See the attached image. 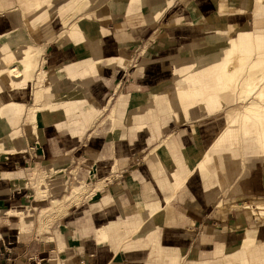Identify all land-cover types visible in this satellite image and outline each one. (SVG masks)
Segmentation results:
<instances>
[{"label": "crops", "instance_id": "0c3cea01", "mask_svg": "<svg viewBox=\"0 0 264 264\" xmlns=\"http://www.w3.org/2000/svg\"><path fill=\"white\" fill-rule=\"evenodd\" d=\"M7 1L10 3H6L5 10L0 8V13L18 10L26 39L24 43L14 45L8 43L7 39H0V59L10 63L8 69H21L23 52L33 49L39 54V66L27 83H24V77L12 79L8 75L3 76V83L0 82V109H4L0 143L4 139L3 144L6 145L0 149V160H7L1 161L0 167L10 166L0 171L11 175L14 171H17V175L24 174L23 178L20 175L19 179H12L11 182L0 181V207L3 208L0 216V264H202L194 261L210 258L209 254L218 243L227 246V254L231 255L249 247L256 237L264 243V223L256 218L246 219L235 209L222 214L216 205L224 195L228 199L263 197V171L256 167L242 175L237 166L230 169L225 161L220 162L218 170L214 168L216 164L212 163L213 171L210 170L209 175L195 171L183 188L176 192L169 179V174L172 175L177 168L176 163L170 161L167 165L170 172L165 173V167L158 166L157 159L151 154V149L168 136L175 150L182 154L179 158L181 163L193 166L199 155L197 139L202 147L207 146L219 129V123L213 118L198 122L197 139L191 124L186 123L215 116L225 109L218 98V86L214 83L219 63L211 58L201 66L196 63L192 67L189 47L179 46L181 41L191 38V28H196L186 23L185 13L184 17L175 18L183 24L173 29L171 27L162 36V39L176 46L178 44V48L173 52L169 50L168 54L165 50L154 55L147 48L148 45L143 46L141 42L142 33L150 30L148 24L142 19L145 26H130L125 20L136 16L142 18L139 1H123L110 7L106 0H97L93 5L84 0L88 3L86 8L72 21L85 34L86 42L74 39L67 43L59 37L64 28L53 35L52 43L63 39L74 46V52L69 54L67 49H56L46 60L55 67L48 72L47 85L43 87L42 111L36 114L34 124H26L25 115L39 88L37 76L45 60L40 58V51L31 44L29 33L32 32L36 41H46L45 35L52 30L49 24H45L41 31L37 22L43 24L45 16H57L59 9L80 3L81 0ZM159 1L163 11L155 23L166 16L179 0ZM155 3V0H151L148 5ZM88 7L90 12H87ZM104 10L112 20L107 30L96 27L97 22L90 17L92 13L100 16ZM33 17H36L35 21ZM246 18L242 17L241 23L237 19L230 23L245 24L243 19L247 21ZM5 25L0 21V32L6 29ZM158 30L150 37L156 35ZM107 31L109 33L106 35ZM199 33H206L205 28L202 27L195 34ZM140 46L143 47L136 55ZM93 48L97 49L96 52ZM143 53L154 63L140 69L138 62ZM98 58L100 61L96 63ZM180 58L181 62L166 63L169 59ZM11 80L17 83L18 93L8 90L7 82ZM170 80L177 81L181 92L179 110L183 117L180 123L169 121L160 128L159 133L153 134L146 129L137 131L133 138L120 135L117 139L108 120L100 124L121 95L148 93ZM29 85L32 86L30 100L24 102L23 91ZM14 95L20 99H12ZM6 97L9 99L3 100ZM70 99L74 102H69ZM24 126H30L27 137L22 129ZM19 136L24 141V150L14 153L11 144ZM15 164L20 167L12 168ZM31 165H40L48 176L52 170L54 174L57 173L50 181L45 202L36 200L29 175L34 168ZM92 166L96 170V178L90 179L89 168ZM64 173L67 179L63 177ZM238 176L240 180H236ZM209 179L210 188L206 186ZM82 180L91 185L101 180L104 187L91 199L86 195L81 203L69 207L65 215L47 220L44 230L39 231L38 212L47 207L51 199H60L64 195L66 183L69 185V181L77 183ZM61 181H64L62 186ZM67 188L70 189V186ZM165 199L169 201L168 205ZM142 205H154L160 211L146 215L144 209H139ZM15 209H20L21 213L24 211L26 222L30 223V226L21 228L22 232L18 217L12 211ZM237 213L241 218L229 230V224L236 219ZM100 228H104L106 242L96 241ZM241 228L246 233L238 232ZM240 239L244 241L240 247L229 249ZM207 264L213 263L207 261Z\"/></svg>", "mask_w": 264, "mask_h": 264}, {"label": "bare ground", "instance_id": "6f19581e", "mask_svg": "<svg viewBox=\"0 0 264 264\" xmlns=\"http://www.w3.org/2000/svg\"><path fill=\"white\" fill-rule=\"evenodd\" d=\"M120 1L121 0H106L107 5L110 7H114L119 4ZM141 1L144 3V8L141 10L142 19L150 27L160 17L163 7L158 3L159 0H155V5H148V2L151 0ZM215 3L216 9L214 10L210 0L178 1V7L184 9L186 23L188 22L192 27H196L195 29L191 28V38L181 41L179 46L186 45L189 47V57L192 67L196 65V63H199V65L205 64L211 58H214L216 63L219 64L226 61L227 58H231L232 62L227 70L230 76L229 81H231L233 79V74L241 71L249 62L252 63L251 57L255 55V48L264 49V0H215ZM87 4V1L82 0L73 8L76 16L84 11ZM162 5H164V2ZM234 14L238 16H247V14H250L252 16V28L248 29L244 25L230 23V17ZM0 21L1 23L7 22L5 17H0ZM75 23L63 36L66 35L69 41L78 39V41L84 42L87 38L84 33L80 32ZM202 27L205 28L206 33H199L196 35L195 33L199 32V29ZM252 31L253 35L251 34ZM0 37H2L1 33ZM154 37L155 35L152 39ZM7 38L9 41L13 38L21 40L23 36L18 30H15L13 34ZM251 40H255L256 46ZM86 45H88V43ZM78 47L80 48L79 45ZM82 48L84 49V47ZM96 50L97 49L93 48L94 52H96ZM30 54L29 51L23 52L22 61H27ZM94 54L98 56L97 53ZM262 55L263 53L259 55L258 60L254 61V63H256L255 69H257V72L256 74L254 73L248 76L245 82L247 91L238 99L239 103L243 105L244 110L242 122L239 126L235 124L236 118L239 115V107H235L231 110L229 109L227 112L215 118L219 123V129L213 136L211 143L207 146L202 147L197 140L199 146L198 159L193 166H188L189 170H186L187 174L180 178V182L174 186L171 184L176 192L185 185L187 179L195 171H198L201 175H209V173L213 171V168L211 170L212 163L216 164V166H214L215 170L219 169V164L222 161H225L230 169H235L236 166L239 167L241 161L239 155L242 156L243 163L246 167L245 173L253 171L256 167L264 173V58L261 57ZM99 59L100 58L96 59V63L100 61ZM169 61L171 64H175L176 62H181L182 59H169ZM152 63L154 62L150 61L144 53L139 57L138 65L140 69L152 65ZM8 64L9 62L0 59L1 83L5 80L3 77L4 75L10 76L12 79L24 77L23 72L29 67V65L26 64L22 71H20L14 67L8 69ZM183 65L184 64H182V66ZM53 67L55 66L51 62L46 61L43 63L39 77L44 86L47 83V74ZM172 83L173 80H170L165 84H160L159 88L157 86L156 89L151 92L139 93V95L132 93L127 95L124 99H121L117 108L107 119L112 126L111 131L114 138L117 139L120 135L133 138L137 131L140 132L146 129L154 134L151 123L166 113L169 114V117L168 120L164 119V122L166 124L169 121L175 123L178 118L176 113L180 112L181 94L176 95L173 90H171L173 86ZM16 85L17 83L14 80L7 82V88L13 92L15 91ZM252 96L255 97V102L249 103ZM218 98L221 101V105L224 106L232 105L236 101V99H234V92L220 94ZM38 99H40V95L37 97V100ZM69 102L74 101L70 99ZM0 122L1 124L4 122V114L1 111ZM196 126L197 125H194L191 128L197 139L198 133ZM3 141L0 143V149L6 146L3 144ZM5 141L8 140L5 139ZM236 143L238 144L235 147L234 144ZM19 145L20 144H18V146ZM203 148L205 151H202ZM157 162L158 166H163L162 161ZM166 170L165 173H168L167 168ZM180 172L181 175L185 173L183 169ZM206 186L208 188L211 187V179L207 181ZM168 203L169 201L165 199V204L168 205ZM142 206L143 207L139 209H144L146 215H153L160 211V208L154 205ZM227 207L226 209L223 201H218L217 208L219 210H228V212H232V210L235 209L246 219L256 218L260 222H264V198L248 197L245 199H237L231 206ZM137 214H139V212ZM222 214L226 213L222 212ZM96 241L98 243L107 241L104 228L97 232ZM253 241L257 243L254 247L249 246L232 255L227 254V246L218 243L209 254L210 258H204L194 262L202 264H207V261L213 264H264V243L257 237ZM243 242L244 241L240 239L237 243L230 246L229 249H237Z\"/></svg>", "mask_w": 264, "mask_h": 264}, {"label": "rangeland", "instance_id": "374dc122", "mask_svg": "<svg viewBox=\"0 0 264 264\" xmlns=\"http://www.w3.org/2000/svg\"><path fill=\"white\" fill-rule=\"evenodd\" d=\"M17 1H18V3H20L22 0H17ZM24 1H27V0H24ZM88 1L90 2L91 5H93V2H96L97 0H88ZM123 1H125V0H121L119 3L123 2ZM211 2H212V5L214 7V10H215L216 9L215 0H211ZM6 3L9 4L10 2L7 1V0H0V8L5 10ZM139 3L141 4V9H143L144 8L143 7V5H144L143 1L140 0ZM77 4L78 3H75V4L71 5L70 7H68L69 5H67L65 8L59 9L60 14L57 15V16H49V17L45 16L43 24L40 23V25H39V23L37 22V25L39 26V29L41 31L44 29L45 24H49V27L52 30V31H50L49 33H47L45 35L44 40L47 39L46 41H43V42L42 41H36V39L33 37L34 35L32 34V32L30 31V33H29L31 44L34 46L35 49L40 51V55H41L40 58L41 59L45 58V60L42 62L41 67L39 69L38 76H37L39 88L36 90V92L34 94V98L32 99L31 105H29L28 110H27L26 115H25V123L26 124H34L35 123L36 114L38 112L42 111V108H41L40 104L43 101V87H44V85L41 83L39 75L41 73V68L43 66V63L46 62V60L48 58H50L54 54V51L56 49H58V50L67 49L69 54L74 52L73 51L74 50V46H72L70 44H67L70 41L67 40L66 35L65 36H63V35L75 23V22L72 21L76 17V14H75L73 8ZM39 5H41V4L39 3ZM57 5H59V4L57 3ZM182 9H183L182 7H178V4L176 2L175 5L170 8V10L168 12L169 15L168 14L166 16L164 15L157 23H155L153 26L149 27L150 28L149 31L145 32V34L142 33V35H143V37L141 39L142 45L143 46H144V44L148 45L147 48L149 49V51L152 54L157 55L160 52L165 51V50H166V52L168 54V52H170V51L173 52V51H175V49L178 48L177 47L178 44L176 46L172 42H169L167 39H162V36H163V32L164 31H169L171 27L173 29L174 26L182 23L181 20L179 21L178 19H175L176 17H179V16L184 17L183 13H185V12H184V9L183 10ZM89 10H90V8L87 9V12H90ZM96 14L97 13H92L90 15V17L97 22L96 27L101 26L104 29H106L107 25L112 22V20L110 19L111 17L108 14H106V10H104V13L102 15H100V16H97ZM80 15L81 14H79L78 16H80ZM234 15L235 16L231 18L232 22L235 21V19H237L239 17H241V18L245 17V16L237 17L236 14H234ZM20 16H21V14H20V12L18 10H14L11 13H9V12L8 13L7 12L0 13V17H5V19L7 21V22L3 23L4 25L6 24L5 25L6 29L3 30L2 32H0L1 36H2V37H0V39L4 38V39L8 40L7 37L11 36L13 34V31L18 30L19 33L23 36V38L21 40H16V39L13 38V39H11V41L8 40V43H10L11 45H14V44H17V43H24L25 42L26 36H25V33L22 31V28H21V21H20L21 17ZM41 18H43V17H41ZM241 18L237 19L238 23L242 22ZM35 19H36V17H33V21H35ZM246 19H248V20L245 21V19H243L245 24H243V23L242 24L245 27H247L248 29L252 28V25H251L252 16L250 14H247V18ZM125 20H126V22L128 24H130V26H132V25L138 26V27L139 26H143V25L145 26V24H143L142 18L140 16L131 17V18L125 19ZM177 21H179V22H177ZM25 28L27 30V26H25ZM60 28L61 29L64 28V31L62 32V34L59 37L63 36L62 38L65 39L67 43L65 41H63V39H61L58 42L52 43V41H51L52 39L51 38L53 37V35L57 34L61 30ZM9 29H10V31H9ZM157 30H158V33L152 39L150 36L152 35L153 32H156ZM122 32H124V31L122 30ZM108 33L109 32L107 31L106 35ZM111 34L112 33H110V35ZM251 34L253 35V31L251 32ZM112 36H113V34H112ZM112 36H108V37L112 38ZM105 38H107V37H105ZM149 39L150 40L152 39L153 41L151 40V41L147 42ZM251 42H253L255 44V46H256L255 40H251ZM53 44H55V45H53ZM143 46L139 47L140 49H138L136 55L139 54V52H140V50H141V48ZM29 52L31 54H30L29 58L27 59V61H22L21 62L22 68L19 69L17 67H14V68L22 71V69L24 68V66L26 64L29 65L28 69L23 72V76L25 78L24 83H27L28 81L31 80L32 74L36 71V69H38V66H39V64L37 63V57H38L39 54L33 49H30ZM261 53H263V55L261 57L264 58V49L255 48V55L251 57L252 63L249 62L246 67L242 68L241 71H239L238 73L233 74V79L231 81H229L230 76H229V73L227 72V70H228V68H229V66H230V64L232 62V59L231 58H227L226 61H224L223 63H220L218 65V74H217V76H216V78L214 80V83L218 86V96L220 94H226V93H229V92H234V99H236V101L232 105H226L225 109L223 111L217 113L215 116L208 117L206 119H202V120H199L197 122L186 123V124H191V127H192L194 125H197L198 122H201V121L205 122V121H208V120H210L212 118L215 119L219 115H221L222 113L227 112L229 109L231 110V109H233L235 107H239V109H240L239 110V115L236 118V122H235V124L239 126L240 123L242 122V119H243L244 110H243V105H241L239 103L238 99H240L242 97L243 93H245L247 91V89L245 87V82H246L248 76H250L251 74H254V73L256 74L257 69H255V64L256 63H254V61L259 59V55ZM78 58H77V60H78ZM166 63L168 65H170L169 61L166 62ZM9 64H8V66H9ZM218 76L220 77V79H219ZM176 82L177 81L173 80V83H172L173 86H172L171 90H173V92L176 95L177 94L180 95L181 92L179 91V88H178V85L176 84ZM161 84H163V82ZM46 85H47V83H46ZM158 88H159V85H158ZM8 90H10V89H8ZM31 91H32V86L31 85H29L27 90L23 91L24 94H25V97L22 98V100L24 102L25 101L27 102V101L30 100ZM14 92L15 93L19 92V88H18L17 85H16V88H15ZM39 95H40V99L37 100V97ZM125 97L126 96H122V95L119 97L116 105L113 107L111 112L107 115V117L100 124L104 123L105 120H107L109 118L111 113L117 108V105H118L119 101L121 99H124ZM7 99H9V98L8 97L3 98V100H7ZM12 99L19 100L20 98L17 97V95H14V96H12ZM251 102H255V97L254 96H252L251 100L249 101V103H251ZM234 105H236V106H234ZM3 110L4 109H0V111L2 113H3ZM124 111H125V109H124ZM16 114H17V112H16ZM19 114L21 115L22 111H20ZM19 114H17L18 118H20ZM176 114H177L178 118H177L175 124H178V123H180L182 121L181 117H183V114H181V112H178ZM168 115L169 114L166 113L165 115L160 116L158 119H156V121L151 123V128H152L154 133H159L160 128L162 126L166 125V123L164 122V119L168 120V117H169ZM18 122H19V119L16 120V123H18ZM0 124H1V122H0ZM20 125H21V123H20ZM20 125H19L18 130L20 129ZM22 129H24L25 137H27L29 135L30 126H24V127H22ZM97 133L98 132H96L95 134H97ZM18 144H20V145L18 146ZM237 144L238 143L234 144L235 147H236ZM173 147H174L173 144L168 140V136H167V137L161 139V141L155 147H153L151 149V154L154 156L155 159H157V161H162L163 166L165 167L163 169L164 172L167 171L166 168H167V165H168V163L170 161H173L174 163H176L177 168H175V170L173 171L172 175L169 174V179L171 181L170 184H172L174 186V185H176L178 183V182L176 183L175 181L178 180L180 182V178L186 176V174H187L186 170H189V168H188L187 165H183L181 163L179 158L182 157L181 156L182 154L179 153L178 151H176L175 147L174 148ZM11 149H12V151L14 153H21L24 150V141H23L21 136L17 137L12 142ZM202 151H205V149L203 148ZM239 157H240L241 161H240V166L238 167V169L241 170L242 175H245V168L246 167H245V165L243 163L242 156L239 155ZM1 161H7V160L6 159L5 160H0V162ZM82 161L84 162V160H82ZM15 165H12L11 167L12 168L20 167V165H17V164H15ZM7 167H10V166H5L3 168L0 167L1 168L0 170H3L4 168H7ZM30 167H34V166L31 165ZM94 169H95L94 166L89 168V170H90V174H89L90 179L91 178H96V171ZM167 169H168V173H169L170 172L169 168H167ZM182 169L185 171V173L181 175L180 171ZM17 170H19V169H17ZM16 172L17 171L11 172L13 174V175H11L9 172H6V171H2L1 172L0 171V181H9V182H11L12 179H19L18 176H20L22 174L19 173L17 175ZM54 172H55L54 170L50 171V175L48 176L46 174V172L44 171V169L40 165H38L37 167H34L31 171H29V173H30L29 175L31 176L30 180L32 181V185L34 187L33 190L35 189L36 200L37 201L45 202L47 200V195H48L47 189H48V187H50V183H51L50 181L53 179V177L55 178L57 176V173L54 174ZM74 172H71V174H73ZM21 177L23 178L24 174ZM63 177H66V179H67V176L65 175V173L63 174ZM239 178H240V176L236 177V180H238ZM60 183H61V186L64 185L63 184L64 181H63V183H62V181ZM67 186L68 187L70 186V189L67 188ZM103 187H104V182L101 181V180H97L92 185L87 183V182H85L84 180L79 181L77 183L74 182V181H72V183H71V181H69V185H68V183H66V188H65L66 190L63 193L64 195L60 199H51L50 204L47 207L42 208L38 212L37 220H38L39 231H43L44 230V228L47 225V220H49L50 218H55V217H60V216L65 215L67 213L69 207H71L72 205H77L78 203H81L82 200H83V197H85L86 195L89 197V199H91V197L94 194L100 192ZM62 188L64 189V186ZM67 189H68V193H67ZM31 193H32V196H33V192L32 191H31ZM223 194H225V192ZM225 196L226 195L221 197L219 200L223 201L224 206H226V209H227L228 208L227 206L230 205L231 203H233L237 199H228ZM245 198H248V196L242 197V199H245ZM260 198H264V196L260 197ZM2 211H3V208L0 207V216H1ZM9 211H11V209H9ZM12 211L18 217V220L20 222V231L21 232H22L21 228L24 225H26L27 227L30 226V223L26 222V219H25V217H26L25 215L26 214L24 213V211H22L23 213H21L20 209H15V210H12ZM27 211H28V213L30 215H32V213L29 210H27ZM220 212L221 213L222 212L223 213H228V210L224 211V210L220 209ZM10 213L11 212H9L8 215ZM238 218H241V215L237 213L236 214V219L234 221H231L230 224H229V230H230V227L232 226V224H234L237 221ZM260 223H264V222H260ZM254 229H256V228H254ZM238 232L246 233V230L244 228H241L240 230H238ZM253 232H255V231H253ZM255 244H257L256 241H252V244L250 246L254 247Z\"/></svg>", "mask_w": 264, "mask_h": 264}]
</instances>
